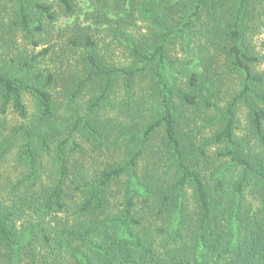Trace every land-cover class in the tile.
I'll return each instance as SVG.
<instances>
[{
    "label": "trees",
    "instance_id": "16d2710c",
    "mask_svg": "<svg viewBox=\"0 0 264 264\" xmlns=\"http://www.w3.org/2000/svg\"><path fill=\"white\" fill-rule=\"evenodd\" d=\"M8 1L0 28L33 49L59 16L75 24L0 59V114L21 119L0 122V264H264V0ZM103 27L129 64L103 58ZM58 47L67 70L40 68Z\"/></svg>",
    "mask_w": 264,
    "mask_h": 264
},
{
    "label": "rangeland",
    "instance_id": "374dc122",
    "mask_svg": "<svg viewBox=\"0 0 264 264\" xmlns=\"http://www.w3.org/2000/svg\"><path fill=\"white\" fill-rule=\"evenodd\" d=\"M50 2V4H55L54 0H47ZM76 4L85 10L88 9V5L85 0H75ZM0 4L5 5L7 4V10L0 8V15L1 18L5 19V24L9 21L10 15L9 10L13 6L12 3H10L8 0H0ZM81 20V18L79 19ZM9 24V22H8ZM75 21L69 18H66L64 16H59L57 20L55 21V24L53 25L52 29L49 30V32L45 33V36L43 38H40V46L36 49L31 48V46L28 45L27 42L24 41L23 35L20 33V31H14L15 34H8L5 33L4 28H0V59H5L9 62H11V59L14 58L17 55H20V57H24L27 54L30 53H39L46 48H49L50 44H61L69 38L68 33H70V29H68L70 26L74 25ZM137 34H146L147 29L144 24L139 23L136 29L134 30ZM201 38V37H200ZM96 40L101 43V54L103 58L106 60V62H111L117 66H125L129 64V54L128 52L123 49L122 47L119 48V45L117 43V39L115 38V35L112 33V30L108 27H103L99 31L98 35H96ZM203 41V40H201ZM49 42V43H44ZM45 44V45H43ZM253 45L259 54L262 63L257 67L258 72H264V29L256 35L253 38ZM60 47H58L54 53H51L47 55L41 62L42 69L51 70V71H58L60 68L64 72L67 70V59H64V66H61L60 59L58 57ZM67 54V50L65 51ZM173 58H177V60H182L184 57V54L180 48H176L172 52ZM70 57V55H69ZM195 61V59H194ZM193 61V63H194ZM8 62V63H9ZM72 64H74V61H70ZM199 61L196 62L195 66L197 65ZM233 87L232 90L238 91L240 89V84L237 80L234 79L232 82ZM147 85V80L143 79L140 86L137 88V95L138 97L144 95L146 92L144 91V87ZM93 93L91 91H88L83 99V102L88 101L90 98H92ZM124 98V93L121 91V89H117V92L112 97L113 102H119L122 101ZM26 105L29 109V112L31 113L33 111V105L32 102L29 100V98H26ZM121 115L117 113V111H113L112 109H106L105 113L102 116L103 120L108 119H115L116 123L112 125V127L117 129V121L121 119ZM124 118H126L124 116ZM7 120V128L10 130L13 126L20 124L21 119L19 116L13 111L9 110L6 118L0 114V122ZM240 128L241 131L244 130V113L241 112L240 114ZM116 133L114 129V134ZM112 153H107L103 155V158H101L100 165H103L104 162L111 161L116 156H121L122 151L117 152V150H112ZM99 157L101 155H98ZM3 173L6 176H9L12 178V180H16V176L19 175V173L14 169V162L12 159L8 160V162L4 165Z\"/></svg>",
    "mask_w": 264,
    "mask_h": 264
}]
</instances>
